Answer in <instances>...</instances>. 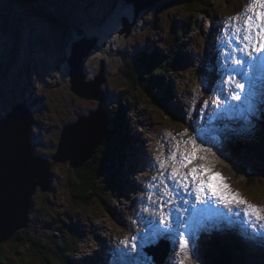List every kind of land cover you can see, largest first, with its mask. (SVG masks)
I'll return each instance as SVG.
<instances>
[{"label": "rangeland", "instance_id": "obj_1", "mask_svg": "<svg viewBox=\"0 0 264 264\" xmlns=\"http://www.w3.org/2000/svg\"><path fill=\"white\" fill-rule=\"evenodd\" d=\"M219 3L221 7L216 9ZM255 7L264 10L255 0H215L212 5L205 6L206 13L201 14L188 12L182 5L161 11V2H157L136 16L134 4L125 0H37L34 3L27 0H0V120L8 117L17 103L26 104L34 116L31 136L35 154L52 160L50 188L45 191L38 188L33 197L34 203L26 229L33 237L39 238L40 243L42 241V244L49 245L61 254L58 258L50 256L53 264H64L63 259L71 264L70 255L73 264H86L84 258L94 259V262L99 258L100 264H160L148 248H156L161 242L163 246L170 247L167 256L166 250L163 251L166 261L161 264H175V261L178 264H204L203 241H206L208 234L218 239L224 233L223 236L230 239L237 225L229 219L230 216L237 218L242 225H237V230L256 231L264 237V220L257 221L254 216H246L243 206L214 208L211 199L206 204L196 202L195 210L188 212L191 224V231H185L189 239L188 249H176L179 245L176 233L172 236H159L149 245H143L145 243L141 242L143 237L140 235L147 233L146 221L152 219L153 212L160 210L153 207V201L157 205L164 204L163 211H167V198H173L174 202L183 197L180 190L168 187L165 192V188L157 189L160 181H151V177L158 175V169L153 166L156 158L168 157L169 150H177L175 166L180 172L205 165L211 173H218L223 178L230 192L238 193L234 181L242 189L239 196L258 206L264 216V172L260 169L257 172L253 163L264 159L257 156L264 145V130L260 135L263 139L261 142L260 136L256 135L253 140L245 139L247 143H241L245 147L241 149L240 160L248 163L254 182L243 176L244 173L237 175L231 166L232 161H226V156L237 154V147L232 144H238L233 141L242 139L244 129L252 131L264 126V100L261 103L252 100L251 110L244 99L240 102L230 101L234 108H227L226 114L224 106L219 109L215 107L228 91V88H225L224 93L217 91L221 79H227V75L223 74L228 66L223 59L224 54L233 53L234 57L241 58L243 55L235 52L232 41V35L242 36L233 27V24L242 25L239 22L241 19L230 23L229 17L237 13L258 12ZM190 15L202 27L195 30L189 27L186 30L181 42L185 47L184 57L177 64L179 67L172 68L164 77L161 89L158 90L147 80L150 90L127 84L121 75L126 60L132 62L135 59L138 62L144 55L153 57V52L157 50L167 55L174 37L183 33L184 22ZM124 17L134 23L132 33L128 36L120 33ZM209 30L218 34L212 43ZM81 32L84 37L97 38L95 47L85 59L86 80L94 79L99 74L102 59H105L107 80L102 89L106 95L101 104L107 117L109 113L118 122L122 105L126 108L123 127L125 125L130 137L126 148L123 147L127 156L125 165L121 172L115 174L114 181L119 187L104 172L106 185H109L107 190L103 189L100 196L92 190L85 201H79L70 192V187L77 181L79 170L70 167L68 162H55L52 159L57 152L64 125L91 115L100 103L99 100L81 97L71 90V67L67 58L72 53L73 43L82 38ZM229 40L231 43H228ZM175 57L171 54L168 60L172 62L176 60ZM258 84L259 81L254 96L264 98V90L261 91ZM260 85L264 89V81ZM168 88L170 98L161 93ZM149 93L158 97L161 94L160 99L163 101L155 103ZM204 101L210 102L206 108L203 107ZM236 109L238 113L231 114ZM210 114L216 118V124L207 119ZM227 116L234 121L227 122ZM106 120L109 126V120ZM224 121L225 124H220ZM192 140L196 141L197 157L204 159L197 158L186 167H180V157L192 151ZM129 142H132L130 146ZM119 162L120 159L117 160ZM173 166L169 159L167 171ZM201 178L206 180L207 176ZM166 182L168 186L182 188L177 183ZM188 190L195 192L194 186ZM149 195L152 201L147 200ZM158 197H161L160 201ZM190 207L192 205L186 209L189 211ZM202 209L205 216L196 221ZM227 213L231 215L227 216ZM76 234L81 235V240L75 241L72 238ZM132 236H137L138 249L130 252L136 263L130 260L117 262L114 260L116 257L109 252L111 248L116 249L111 246L112 242L117 237L126 240ZM244 238L255 242L247 233L242 237L244 247ZM227 242L232 243L230 240ZM66 243L70 247L76 246V251L71 250L70 253ZM16 247L13 240L5 242L0 264L51 263L44 251L42 255H35L28 247L18 251ZM119 247L128 251L121 242ZM238 249L229 253L234 262L264 264L263 249L259 248L263 251L261 256L254 254L250 260L242 258L243 250L239 252ZM224 252L228 253L227 249ZM173 255L175 261H168Z\"/></svg>", "mask_w": 264, "mask_h": 264}, {"label": "water", "instance_id": "obj_2", "mask_svg": "<svg viewBox=\"0 0 264 264\" xmlns=\"http://www.w3.org/2000/svg\"><path fill=\"white\" fill-rule=\"evenodd\" d=\"M34 3L37 0H27ZM133 3L136 16L142 10L165 0H125ZM121 34L130 35L134 26L123 18ZM97 38L82 37L73 43L72 53L67 58L71 67V90L87 99L100 101L96 111L89 116L65 124L55 162H68L74 169L84 167L93 157L108 135L106 110L101 101L105 99L102 89L107 80L105 61L94 79L86 80L85 59L92 52ZM34 116L26 104L17 103L8 117L0 120V244L11 239L18 231L26 229L29 214L38 188L48 190L52 181V162L36 155L32 143ZM160 261H162L160 259Z\"/></svg>", "mask_w": 264, "mask_h": 264}, {"label": "snow or ice", "instance_id": "obj_3", "mask_svg": "<svg viewBox=\"0 0 264 264\" xmlns=\"http://www.w3.org/2000/svg\"><path fill=\"white\" fill-rule=\"evenodd\" d=\"M255 3L261 9H264V0H255ZM242 15H244L242 25L236 26L233 24V27L237 33H242V36L238 39V46L235 52L243 55L242 58L234 57L233 53L226 52L223 56L225 63L228 65L225 67L223 73L227 75V79H221L220 87L217 91L224 93L225 88H228V91L220 103L215 105L217 109L225 105L232 107L229 103L230 101L240 102L244 99L248 102V109L251 110V101L255 94L254 89L256 84L259 80L264 79V10L247 15L237 13L235 16L229 17V22L239 21ZM228 43H231V40ZM233 74H237L240 79H234ZM209 105V101H204L203 107L206 108ZM185 143H188V141H185ZM191 143L193 145L192 151L180 157V167H186L197 158L204 159V157H197L198 149L196 141L192 140ZM169 159L173 162L174 166L170 171H167ZM176 162L177 150H169V156L163 159L157 157L156 164L153 166L158 169V175L151 177V181L153 183L160 181V185L166 189L169 187L166 181L177 183L185 190L194 186L195 200L199 203L206 204L214 197L217 202L223 203L226 206H243L246 216H254L257 221L264 220V216L261 215L262 210L258 206L241 198L238 193L230 192L228 185L223 183V178L218 173H211L210 169L205 165L194 166L188 172L182 173L175 166ZM205 175L207 176L206 180L201 178ZM160 185H157V187ZM147 200L152 201V196H147ZM165 203H172L171 197ZM153 207L160 210L153 212V218L146 221L148 231L147 233L140 234L143 237L141 242L152 243L159 236H168L176 233L179 238L180 250L188 249L189 239L185 236V231L189 230V225L181 220V213L178 212L173 219L171 212L163 211L164 204L157 205L153 201ZM195 207L196 205L193 204V210H195ZM182 212L187 213L188 209H182ZM121 243L129 252L135 251L138 247L137 236H132L130 239L121 241Z\"/></svg>", "mask_w": 264, "mask_h": 264}, {"label": "trees", "instance_id": "obj_4", "mask_svg": "<svg viewBox=\"0 0 264 264\" xmlns=\"http://www.w3.org/2000/svg\"><path fill=\"white\" fill-rule=\"evenodd\" d=\"M214 1L215 0H165L161 2V11H165L171 6L182 5V7H184L188 12L196 11V12H200L201 14H204L206 13L205 6L212 5V2ZM220 7H221V3L216 5V9ZM189 27L190 29L192 28L193 30H195L197 28H201L202 24H200L198 21L193 20V16L190 15L186 20V22H184V26L182 28L183 33L181 35L178 34L174 37L172 44H170L169 50L166 52L167 55H162L157 50L156 52H153L152 54L153 57H148L144 55L145 57H141V59L139 58L138 62L135 59L132 60V62H130L127 59L125 67L124 68L122 67L121 69L122 70L121 75L127 81V84L132 85L134 87L141 86L142 88L148 90L149 86L146 84V80H147L148 83L154 84L156 88L160 90L162 87V82L164 81V77L167 75L168 72L172 71L171 70L172 68L176 69L177 67H179L177 64L180 63V61L184 57V56L182 57V55H184L183 48L185 47H183V43L181 44V42H183L185 36L184 34ZM80 34H81L80 37H84L82 32ZM180 45L182 46V48ZM171 54H173V57L176 56L175 57L176 60H174L175 62L174 61L170 62V60H168V56H171ZM146 58H149L150 60ZM102 60L106 62L105 59ZM173 62L175 67H173ZM162 93L165 94V96H168L169 98L171 97V95H169L170 88L163 89ZM149 95L152 97L155 103L163 101L162 99H160V97H158V95L154 94L155 95L154 96L151 95V93H149ZM168 109L172 110V108H168ZM125 111L126 108L123 107L122 105L121 112H119L120 122H118V120L115 121L113 117L108 113L107 119L109 120V126H108L109 129H108L107 137L105 138L103 144L99 146L96 153L91 158V162L89 160L87 164L84 167H82L83 169H78L79 171H77L78 174L76 179L77 181L74 183V185H72V187H70V192L72 196L74 198H77L79 201H85L86 198H89L92 190L94 191V193L97 194V196L102 195L103 189L105 191L109 186L106 185V180L104 179V172L109 174V176L112 177L114 181V179H116V175H115L116 172H121V168H123V166L125 165L124 160L126 159L125 157L127 156L124 152V148H126V144L129 139V135L128 132H126L127 130L125 125L123 127V124H125L126 122ZM121 126L123 129L121 128ZM262 130H264V126L262 127ZM262 140H263L262 136H260V142ZM260 151L263 152V154L260 152L258 153L257 156L262 158L264 157V145L260 148ZM239 155L240 153L237 152V154L233 156L231 160L232 161L231 166H233L234 172H237V175L238 174L241 175L242 173H244L243 176H245L248 179H252V182H254V175L248 169L247 166L248 163L241 161ZM118 159H120L121 162L117 163ZM253 163L257 172L258 169H260L261 172H264V159L255 160L253 161ZM117 165L120 166V168H118ZM231 174L233 175V173ZM114 182L116 186L119 187V184L116 183V181ZM120 185L122 184L120 183ZM80 236L76 234L74 235V237L72 236V238L75 241H78L81 240ZM9 240H13L14 242H16L17 251L19 249H24L27 247L29 249H32V251L35 252V255H42L44 254L43 253L44 251L45 253L48 254L49 260L51 261V263L47 261L48 264H53V260L50 259V256L55 255L58 258L61 255L59 252H56L49 245L44 243L42 244V241L40 243L39 241L40 239L37 238L36 236L33 237L31 234H29L27 229H22L18 231ZM42 245H43V249H42ZM4 247H5V242L0 244V256H4L2 254V249H4ZM66 247L68 248V251H70V253L71 250L74 252L76 251L74 250L76 246L70 247L69 243L68 244L66 243ZM225 249L228 250V253L223 251ZM238 250L239 252L241 251L240 249ZM231 252L232 250L225 244L219 243L217 245H213L207 253L206 263L204 262V264H238L233 261V258L231 256H229L230 255L229 253ZM71 256L72 255H70V258L72 260L71 264H73V259ZM63 263L68 264V260L63 259Z\"/></svg>", "mask_w": 264, "mask_h": 264}, {"label": "bare ground", "instance_id": "obj_5", "mask_svg": "<svg viewBox=\"0 0 264 264\" xmlns=\"http://www.w3.org/2000/svg\"><path fill=\"white\" fill-rule=\"evenodd\" d=\"M256 11H258L257 9H256ZM259 12V11H258ZM247 14H251V13H247ZM246 14V15H247ZM243 19H244V17H242L241 18V20L239 21V22H241V23H243ZM211 35V34H210ZM239 37H240V35H232V41H233V43H234V46H235V48H237V46H238V39H239ZM184 47V46H183ZM184 50H185V48L183 49V52H184ZM233 78L234 79H240V77L237 75V74H235V75H233ZM258 88L261 90V91H263L264 89H263V87L260 85V83L258 84ZM226 95V94H225ZM224 95V96H225ZM175 97V96H174ZM95 100H97V99H95ZM227 108H234V106H232V107H228L227 105H225L224 106V114H226V109ZM238 113V110L236 109L233 113H231V114H237ZM227 115H229V114H227ZM207 119L208 120H210V121H212V123H214V124H216V118L214 117V116H212L211 114L207 117ZM227 120L228 121H230V118L229 117H227ZM222 121V120H221ZM35 151V150H34ZM52 161V160H51ZM170 187H172L173 189H175V190H180V194L183 196L181 199H179V198H177L176 200L177 201H174L173 202V198L171 199L172 200V203H167V205H166V208H167V211H164V212H171L172 213V217H173V219L175 218V216L177 215V213L179 212V213H181V220L182 221H184V222H186L188 225H189V230H187L186 231V233H188V232H190L191 231V224H190V215L188 214V212L187 213H183L182 212V209H185V208H187L188 206H191V205H193V204H195L196 202H198V201H196L195 200V192L194 191H189V190H185V189H183V188H180V187H177V186H169V188ZM176 187V188H175ZM160 188H164L162 185L161 186H159L157 189H160ZM164 191L165 192H167V189L165 188L164 189ZM178 192V191H177ZM175 194H178V193H175ZM166 196L167 195H165L164 196V199H166ZM159 198L161 199V197H158V200H159ZM169 200V198H167L165 201H168ZM160 201V200H159ZM185 201H186V203H185ZM211 201H212V205H213V207L214 208H224L225 207V204H223V203H219V202H217V200H216V198H212L211 199ZM162 202V201H161ZM200 204V203H199ZM181 206V207H180ZM193 209V208H192ZM157 211V210H156ZM155 211V212H156ZM205 216V211L202 209V210H200V215L195 219L196 221H199L200 219H202L203 217ZM192 217V216H191ZM152 218H153V216H152ZM229 219L231 220V221H233L234 223H236L238 226H241L242 227V225L240 224V223H238V221H237V218L236 219H234V218H232L231 216L229 217ZM206 222V221H205ZM207 226V225H206ZM173 235V233L172 234H170V236H172ZM123 240V238L122 237H120V238H116L115 239V241H113L112 242V244H111V246H115L116 247V249H110L109 250V252L110 253H112L115 257H116V259H114V260H116L117 262H119L120 260H122V261H127V260H130L132 263H136V261H134L133 259H132V257H131V254L132 253H130V252H128V251H126V250H121L120 249V247H119V243L121 242ZM178 241V240H177ZM177 241H175V243L177 242ZM205 241V240H204ZM214 241V239H208V235H207V237H206V241H205V243L207 244V243H211V242H213ZM243 241H245L246 242V245H245V248L248 246V242H247V240H246V238H244L243 239ZM215 242V241H214ZM174 243V244H175ZM147 244H151V243H145V244H143V245H147ZM176 246V245H175ZM94 247V246H93ZM177 248H179V245L177 244V247H176V249ZM95 250H97L96 248H94ZM138 249V248H137ZM224 251V250H223ZM228 251V250H227ZM174 254V253H173ZM177 254V253H176ZM254 254H257V255H259V256H261L262 254H263V251L261 250V249H259V248H253V249H250L249 251H242V253H241V257L243 258V257H245L247 260H250V258H251V256H254ZM126 255H129V256H126ZM141 255V254H140ZM142 256V255H141ZM230 256V255H229ZM174 255L173 256H171L170 258H169V260L168 261H171V262H174L175 260H174ZM84 262H86V264H100V260H99V258H97L96 259V261L94 262V259L93 260H90V259H86V258H84ZM175 264H178V262H174ZM237 263V262H236Z\"/></svg>", "mask_w": 264, "mask_h": 264}]
</instances>
